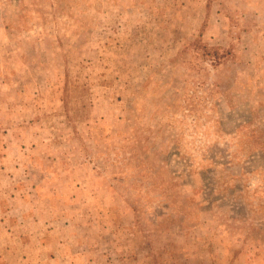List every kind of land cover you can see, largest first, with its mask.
<instances>
[{
    "label": "rangeland",
    "instance_id": "rangeland-1",
    "mask_svg": "<svg viewBox=\"0 0 264 264\" xmlns=\"http://www.w3.org/2000/svg\"><path fill=\"white\" fill-rule=\"evenodd\" d=\"M0 264H264V0H0Z\"/></svg>",
    "mask_w": 264,
    "mask_h": 264
},
{
    "label": "trees",
    "instance_id": "trees-1",
    "mask_svg": "<svg viewBox=\"0 0 264 264\" xmlns=\"http://www.w3.org/2000/svg\"><path fill=\"white\" fill-rule=\"evenodd\" d=\"M216 58L218 59L219 57H218V56H215V57L213 56V58H212V59H213V60H216Z\"/></svg>",
    "mask_w": 264,
    "mask_h": 264
}]
</instances>
